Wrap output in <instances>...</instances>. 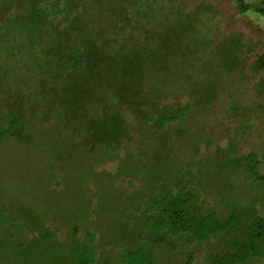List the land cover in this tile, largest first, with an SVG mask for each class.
Instances as JSON below:
<instances>
[{"label":"rangeland","instance_id":"1","mask_svg":"<svg viewBox=\"0 0 264 264\" xmlns=\"http://www.w3.org/2000/svg\"><path fill=\"white\" fill-rule=\"evenodd\" d=\"M243 2L246 10L237 0H82L58 25L70 24L62 50L90 39L104 59L61 75L35 61L52 37L34 49L21 31L0 32V216L12 219L0 225V264H77L88 234L91 264H116L139 243L156 264H185L188 254L213 264L233 250L234 234L153 244L141 226L159 175L174 192H195L196 214L264 215L245 160L254 154L264 172V0ZM72 86L85 95L73 99ZM186 103L180 120L157 127ZM115 112L126 130L112 153L115 130L98 137L91 124Z\"/></svg>","mask_w":264,"mask_h":264},{"label":"trees","instance_id":"2","mask_svg":"<svg viewBox=\"0 0 264 264\" xmlns=\"http://www.w3.org/2000/svg\"><path fill=\"white\" fill-rule=\"evenodd\" d=\"M44 1L46 0H0V21L3 23V26L0 27V32L4 35V38L14 36L21 31L25 38L27 37L26 42L31 43L33 48L36 49L41 47L38 42L44 34L52 37L50 46L41 48L45 57L42 60L35 57V61H38L39 66L47 67L46 73L51 72L54 74V72L57 73L59 71L61 75L62 71L66 74L86 65L91 69V66H93L92 59L100 60L97 63L102 62L104 59L103 53L95 50L96 46L90 39H84V42H77L74 46L69 47L67 51L62 50L65 47L64 39L70 33L66 27H70V24L62 30L59 29L58 25L67 19L70 11L81 5L82 0H64L62 3L54 2L52 8L47 11L38 7ZM237 1L241 8L246 10L243 0ZM14 9L17 10V13H10L15 11ZM56 9L57 12H55ZM257 11L264 15V10L258 9ZM58 15L61 17V21H58ZM110 61H112L111 58L108 62ZM120 65L127 66L128 60H123ZM106 66H113V61L106 63ZM82 91V87L75 89L72 86L68 88V94H71L75 100L79 95H85L82 94ZM116 93L119 96L122 95L120 90L116 91ZM111 102L113 103L114 100H111ZM188 108L189 105L186 103L178 108L174 114L162 117L157 123V127L161 129L169 122L180 120L184 113L188 111ZM122 121V118L115 112L110 114L109 117L103 116L91 124L94 134L98 137L102 136L104 138L110 126L115 130V137L110 138L114 142L106 145L112 153L117 147V138L126 130V126L122 124ZM17 122L18 120L14 118L10 128H13ZM245 160L249 162L247 163L249 178L263 190L264 194V172H260L257 169L258 162L255 161L254 154H248ZM157 177L155 187H151L148 194L149 199L143 211L144 218L141 226L143 231L153 239V244L165 241L167 234H185L188 241L195 239L202 242L225 232L234 234V238L238 240L235 242L232 251H228L221 256H215L213 264H240L250 257H264V215L251 211L248 218L244 217V215L232 213L226 219H223L215 212L204 215L196 214L189 207L195 198V192L187 190L186 187L179 188V191L174 192L171 183L165 176L161 177L159 175ZM11 220L8 215H2L0 216V225L7 224ZM76 233L77 228L74 227L73 235ZM54 237L55 232L47 231L44 239L49 241ZM87 237L92 246L81 247L77 264H91L94 262L96 256L93 245L95 237L93 234H88ZM192 259V255L188 254L185 264H192ZM114 261L116 264H156V255L151 249L146 248L144 244L139 243L136 248L123 252Z\"/></svg>","mask_w":264,"mask_h":264}]
</instances>
